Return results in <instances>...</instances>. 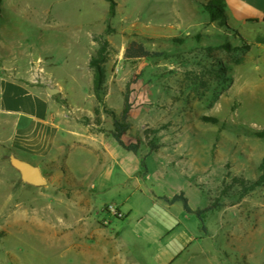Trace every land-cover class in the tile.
I'll use <instances>...</instances> for the list:
<instances>
[{
  "label": "rangeland",
  "instance_id": "obj_1",
  "mask_svg": "<svg viewBox=\"0 0 264 264\" xmlns=\"http://www.w3.org/2000/svg\"><path fill=\"white\" fill-rule=\"evenodd\" d=\"M115 1L112 16L108 0H2L0 77L12 71L6 66L15 67L19 76L33 77L34 85H62L59 98L77 105L87 92L95 96L90 60L104 46L105 93L102 101L95 96L93 114L83 113L80 120L104 132L113 131L115 117L128 122L125 138L150 153L137 156L118 144L116 157L135 158L142 173L146 167L156 173L162 156L155 151L179 162L194 210L187 211L193 222L188 225L198 244L167 264H264V137L258 135L264 129V43L257 41L264 24L237 13L212 22L205 11L209 0ZM242 39L250 48L209 49L241 45ZM133 40L161 55L126 58ZM126 93L132 108L124 120ZM1 143L0 134L5 152ZM94 159L87 149L73 150L70 171L59 166L65 177L46 165V183L34 185L4 154L0 264H82L71 242L80 239L84 220L90 229L92 223H104L133 239L126 228L149 202L138 193L129 199L136 190L122 186L125 177L117 168H112L113 180L105 182L113 186L102 192L99 186L82 201L79 183H90L83 180L89 173L85 164ZM153 179L152 184L174 185L158 174ZM156 185L149 188L157 195ZM110 202L121 209V217L103 210ZM84 206L91 211L85 213ZM129 249L138 257L139 244ZM145 254V264H155L148 250Z\"/></svg>",
  "mask_w": 264,
  "mask_h": 264
},
{
  "label": "crops",
  "instance_id": "obj_2",
  "mask_svg": "<svg viewBox=\"0 0 264 264\" xmlns=\"http://www.w3.org/2000/svg\"><path fill=\"white\" fill-rule=\"evenodd\" d=\"M225 1L226 17L237 13L247 22L264 24V0ZM8 68L12 70L8 77H0V134L1 145L5 149V152L0 151V161L4 160V154L12 165V157L25 160L38 166L44 176L43 168L46 165L54 170L64 165L67 172L70 171L73 150L87 149L95 159L91 165L85 164L89 173L83 180L90 183H79L78 194L82 201L87 202V197L99 186L101 192L113 186L105 182L113 180L112 168H117L125 177L122 186L136 190L129 193V199H134L138 193V199L149 202L147 211L140 215L136 223L132 227H125L133 239H129L126 232L109 231L104 223L90 222L94 225L93 229L88 227L86 220L80 223V239L71 244L83 256L82 264H145L147 250L155 264H167L177 260L197 243L198 237L188 225V222L193 223L192 216L187 212L183 200H174L179 194L185 196L186 188L182 182L186 174L176 166L179 163L177 160L155 151L162 156L158 160L159 166L154 168L156 173L151 172L149 167L142 173L135 158L121 160L116 157L120 143L112 130L104 132L96 124L81 122L83 113L94 112L93 94L87 92L83 102L71 105L66 97L59 98L62 85H34L33 77L19 76L15 67L6 66V71ZM48 88H57L58 92L51 94ZM122 139L126 145L135 144L125 136ZM135 152L137 156L150 153L140 148ZM60 170L62 172L57 175L65 177L67 172ZM157 174L161 179L173 181L174 185L164 184L161 180L156 182L157 185L152 184L150 181H154ZM129 182H133V185L129 186ZM155 185L159 188L157 195L153 189ZM109 204L114 203L105 204L104 211H107ZM87 211L91 209L84 206V212ZM136 244H139V258L130 254L129 248Z\"/></svg>",
  "mask_w": 264,
  "mask_h": 264
},
{
  "label": "trees",
  "instance_id": "obj_3",
  "mask_svg": "<svg viewBox=\"0 0 264 264\" xmlns=\"http://www.w3.org/2000/svg\"><path fill=\"white\" fill-rule=\"evenodd\" d=\"M110 2V9L109 13L110 15H115V6L116 1L115 0H108ZM2 6V0H0V11ZM205 11L208 13L209 20L214 21H220L223 17H226V1L225 0H209L207 4H205ZM234 32H237L236 30H233ZM200 37V36H197ZM243 40V44L241 45H232L230 43H222L217 47H210L209 49H226V50H233V49H239V48H250V44L245 40ZM179 41H182V39H179ZM258 43H264V36H259L257 39ZM161 53L157 51H152L146 48L144 43L139 42L137 40H133L126 48L125 51V57L128 59H139V58H148L153 56H160ZM105 61V47L101 46L96 55H94L90 60V67L93 69L94 77H93V91L96 96V99L99 101H102V97L105 93V81H106V74L105 69L103 67V63ZM132 108V105L130 103V95L128 93L124 96V107L121 111V117L122 119L126 120L130 115V110ZM112 114L115 117V112L113 111ZM206 119H213L215 118L209 117ZM130 127V124L128 122H122L119 119L115 117L114 120V129L112 131L113 136L117 139V141L120 143L121 146L126 147L128 149H132L134 151L137 150V144H129L126 145L122 139V137L127 133V129ZM258 135L260 137H264V129L260 132H258ZM261 171H262V181L264 182V160L261 165ZM174 200H183L185 208L188 212H194L193 209L188 204L187 198L182 194H179L174 197ZM210 209V208H208ZM202 209H199L195 211L198 213V215L201 218ZM205 228V226H204Z\"/></svg>",
  "mask_w": 264,
  "mask_h": 264
},
{
  "label": "water",
  "instance_id": "obj_4",
  "mask_svg": "<svg viewBox=\"0 0 264 264\" xmlns=\"http://www.w3.org/2000/svg\"><path fill=\"white\" fill-rule=\"evenodd\" d=\"M48 91L49 93L54 94L58 92V89L48 88ZM12 163L21 172L24 181L34 185H42L46 183V179L38 166L16 157H12Z\"/></svg>",
  "mask_w": 264,
  "mask_h": 264
},
{
  "label": "built area",
  "instance_id": "obj_5",
  "mask_svg": "<svg viewBox=\"0 0 264 264\" xmlns=\"http://www.w3.org/2000/svg\"><path fill=\"white\" fill-rule=\"evenodd\" d=\"M107 210L116 214L117 216H120V217L122 216V213L114 205H109L107 207Z\"/></svg>",
  "mask_w": 264,
  "mask_h": 264
}]
</instances>
